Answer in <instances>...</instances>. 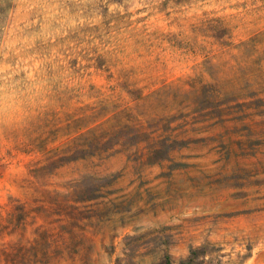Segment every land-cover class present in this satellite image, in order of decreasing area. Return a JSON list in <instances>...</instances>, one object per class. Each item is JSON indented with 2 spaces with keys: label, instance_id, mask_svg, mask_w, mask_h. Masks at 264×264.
Returning a JSON list of instances; mask_svg holds the SVG:
<instances>
[{
  "label": "rangeland",
  "instance_id": "1",
  "mask_svg": "<svg viewBox=\"0 0 264 264\" xmlns=\"http://www.w3.org/2000/svg\"><path fill=\"white\" fill-rule=\"evenodd\" d=\"M264 264V0H0V264Z\"/></svg>",
  "mask_w": 264,
  "mask_h": 264
},
{
  "label": "trees",
  "instance_id": "2",
  "mask_svg": "<svg viewBox=\"0 0 264 264\" xmlns=\"http://www.w3.org/2000/svg\"><path fill=\"white\" fill-rule=\"evenodd\" d=\"M162 264H173V262L171 261L170 254L166 250H164Z\"/></svg>",
  "mask_w": 264,
  "mask_h": 264
}]
</instances>
